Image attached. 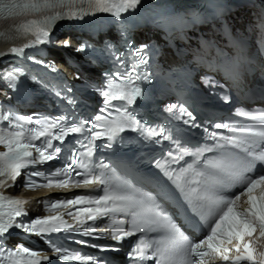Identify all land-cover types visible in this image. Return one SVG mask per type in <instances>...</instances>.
<instances>
[{
    "label": "snow or ice",
    "instance_id": "6c2138e0",
    "mask_svg": "<svg viewBox=\"0 0 264 264\" xmlns=\"http://www.w3.org/2000/svg\"><path fill=\"white\" fill-rule=\"evenodd\" d=\"M86 5L76 10L66 13H54L39 20L26 21L20 27L25 31L32 32L35 36L32 44H43L50 40L49 32L53 24L62 18H83L84 15L94 14L95 12H108L119 18L122 13L135 9L141 0H0V14L13 15L17 10L41 11L65 3L76 5ZM32 44H25L22 48L13 47L12 53L22 54L24 48L31 47ZM64 47H69L68 41L64 42ZM146 46H141V49ZM141 49H137L136 55L140 56ZM81 45L77 51H83ZM0 55H5L0 53ZM140 64L147 63V57L141 56ZM137 65H133L127 74L116 73V79L111 80L101 92L105 98V105L113 100L124 101L131 105L141 94L139 87L134 84L133 76L137 71ZM226 75L235 78L233 67L225 65L222 69ZM9 79H15L12 72L8 73ZM136 79L142 77L136 76ZM146 79L147 77H143ZM117 80L119 82H117ZM208 84L218 83L211 79H206ZM222 87V85H221ZM227 100L228 97H225ZM178 106L173 104L166 109L172 112ZM117 116L111 119L97 115L89 129L91 137L98 139L101 136H108L114 139L119 132L125 128L139 129V123L131 117L125 108L123 112L116 109ZM237 114L245 117L251 123L247 125H232L229 123H217L216 129H226L231 135H224L221 139L223 144L217 143L215 147L239 150L236 156L226 155L225 157L208 161L205 160V168L210 169L207 173L209 179L205 180L203 188L193 187L185 191V176L189 169L195 172L192 165L189 168L181 169L179 174H175L174 183L183 193L190 211L199 217L202 238L192 239L181 231L180 227L164 213L155 198L151 195L138 196L133 193L120 191L114 188L112 180L103 175H93L88 169L90 165L82 160L73 159L65 168L57 169L45 176L40 171L26 172L30 166L43 164L56 158L60 148L56 147L52 152L48 149L53 148L52 139L62 140L69 133L83 132L84 123L80 126L63 127L57 117L51 120L36 119L33 127L26 128L24 123L33 124V117L0 114V120L17 121L11 127L15 130L3 132L0 130V145H4L6 151L0 152V185H5L6 180L10 179L13 185L17 178L21 177L22 170L28 176L24 182L27 188L52 187L67 188L71 183L76 188L83 186L89 193L102 191L103 195H76L71 199H61L52 202L50 210L56 211L58 208H69L70 206L94 205V207H76L75 213L67 211L66 215L73 216L78 224H84L87 220L96 221L100 217H107L109 214L126 213L132 216V223L128 230L117 228L111 232V239L121 241L125 237H130L140 233V239L133 252L129 253L132 259L143 262L154 260L155 264H264V252L259 253L257 259L252 245L253 240H245L246 236H253L259 229V234L264 237V172L256 173L257 164L264 166V110L256 113L237 110ZM187 115L190 120L194 119L192 114L182 105L179 106L177 119H183ZM105 121L102 126L99 123ZM104 127V131H96V128ZM57 130V131H54ZM145 134L151 138L163 136V129L157 132L154 129H144ZM215 137L217 133H210ZM51 137V138H49ZM168 139V137H164ZM43 139V143L37 145L35 141ZM213 148L205 147L196 151H189L187 148L180 149L174 160H183L184 156H192L199 160L205 152H212ZM35 153V155H34ZM91 156V150L86 153ZM169 156L173 153L169 152ZM195 163V161H194ZM74 165L84 169V172L74 170ZM172 178V174H168ZM199 177H205V172H195ZM32 177H44V183H38ZM197 184L200 181H196ZM12 186V185H9ZM239 188L237 193H231L229 189ZM243 202L241 203V200ZM25 200L5 197L0 194V234L8 233L12 228L22 229L25 233L43 236L47 233H59L61 230H69L71 225L64 220L62 213L52 216L36 218L28 223L17 222L18 217L26 215L23 205ZM7 207V211L4 209ZM95 229L89 227L83 235L89 236L95 233ZM103 231V230H101ZM162 231L166 234V240L149 242L145 240L144 234L147 232ZM2 238V237H0ZM51 240V237H49ZM79 243H86L80 241ZM155 243V247L153 244ZM55 255L60 261H80L81 264H102L100 260L91 255H84L80 252H70L66 248L62 249L55 245ZM93 247H96L93 245ZM152 249V254L146 255V251ZM118 250V249H114ZM11 264H41V260L48 261V256L40 257L39 253L27 247L18 246L14 251L9 252ZM27 257V259H25ZM0 264L3 261L0 260Z\"/></svg>",
    "mask_w": 264,
    "mask_h": 264
},
{
    "label": "bare ground",
    "instance_id": "6f19581e",
    "mask_svg": "<svg viewBox=\"0 0 264 264\" xmlns=\"http://www.w3.org/2000/svg\"><path fill=\"white\" fill-rule=\"evenodd\" d=\"M31 19L33 18L28 17V15L23 17H13L11 19H0V53L13 45L23 42L25 39L30 38L33 33L25 31L23 27H20V25L26 21H30ZM54 37L58 40V46L62 47L63 43L69 38V35L68 33H63L58 37L55 33ZM57 55L63 60L59 51L57 52ZM1 61L2 60L0 59V67L2 66ZM50 192L51 190H41L36 192L27 191L22 193V195L33 199L36 204L38 199L48 196ZM54 195L55 193L52 194V196ZM36 206L40 207V204H37Z\"/></svg>",
    "mask_w": 264,
    "mask_h": 264
}]
</instances>
